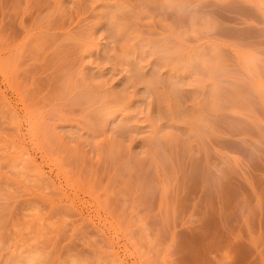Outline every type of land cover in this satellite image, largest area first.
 Masks as SVG:
<instances>
[{
  "label": "rangeland",
  "instance_id": "obj_1",
  "mask_svg": "<svg viewBox=\"0 0 264 264\" xmlns=\"http://www.w3.org/2000/svg\"><path fill=\"white\" fill-rule=\"evenodd\" d=\"M0 264H264V0H0Z\"/></svg>",
  "mask_w": 264,
  "mask_h": 264
}]
</instances>
